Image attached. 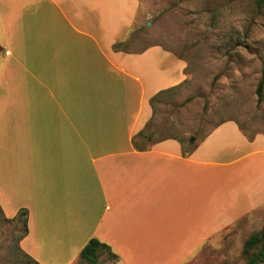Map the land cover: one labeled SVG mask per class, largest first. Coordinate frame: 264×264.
<instances>
[{"label": "crops", "instance_id": "0c3cea01", "mask_svg": "<svg viewBox=\"0 0 264 264\" xmlns=\"http://www.w3.org/2000/svg\"><path fill=\"white\" fill-rule=\"evenodd\" d=\"M138 9L0 0V116L19 115L0 143V206L7 218L27 210L20 245L41 264L77 263L92 237L123 264H181L237 222L264 226V135L249 139L229 120L190 153L173 136L137 137L151 99L187 79L186 62L162 46L113 48ZM216 166L225 178L206 182Z\"/></svg>", "mask_w": 264, "mask_h": 264}, {"label": "rangeland", "instance_id": "374dc122", "mask_svg": "<svg viewBox=\"0 0 264 264\" xmlns=\"http://www.w3.org/2000/svg\"><path fill=\"white\" fill-rule=\"evenodd\" d=\"M151 45L162 46L187 64V79L154 103L147 128L153 139L173 136L188 146L229 120L248 138L264 135V94L259 101L256 91L264 76V9L255 0H139L125 47L139 51ZM18 119L14 114L0 116V143L7 125L12 134L18 133ZM191 136H195L193 143ZM216 167L205 172L206 182L220 183L225 178V168ZM6 218L0 212V264H28L15 248L22 220ZM259 229L257 222H237L205 238L199 250L181 264H242L244 242ZM100 260L101 264H123L109 253Z\"/></svg>", "mask_w": 264, "mask_h": 264}, {"label": "trees", "instance_id": "16d2710c", "mask_svg": "<svg viewBox=\"0 0 264 264\" xmlns=\"http://www.w3.org/2000/svg\"><path fill=\"white\" fill-rule=\"evenodd\" d=\"M256 5L259 8L264 9V0H255ZM125 45H127V41H123L120 43H117L113 45V48L115 50L119 49H125ZM170 90V89H169ZM168 91V90H167ZM257 95H258V100L261 101L263 98L264 94V76L261 79V81L258 84L257 87ZM166 91H163L156 96H154L151 99V104L154 108V103L159 95L164 93ZM150 126V122L147 123V126L144 130L140 131L137 134V137H145L148 140H152L153 138V132L152 131H147V128ZM172 136H165L159 139H164ZM253 137H249V139H252ZM182 142V141H181ZM183 143V142H182ZM133 144L138 147V148H144L145 146L140 145L136 139V137L133 138ZM195 143L193 144H188L187 148L184 149V143H183V150H186L188 153L191 152V150L195 147ZM0 212H3L1 206H0ZM27 210L26 209H21L17 216L14 218H6L9 221H18L22 220V223L24 225L23 231L17 236L15 239V248L19 251L20 254L25 256L27 258L28 264H41L39 261L34 259L31 255H29L27 252H25L21 245L20 242L21 240L27 235L28 233V226H27ZM105 253H109L111 256V259L117 260L118 256L111 250V246L108 245L107 243L103 242L97 237H92L82 248L81 253H80V259L77 263L75 264H101V257ZM243 253L245 255V261L242 264H262L264 263V226L259 230L255 231L252 233L244 242L243 246Z\"/></svg>", "mask_w": 264, "mask_h": 264}, {"label": "water", "instance_id": "95a60500", "mask_svg": "<svg viewBox=\"0 0 264 264\" xmlns=\"http://www.w3.org/2000/svg\"><path fill=\"white\" fill-rule=\"evenodd\" d=\"M194 141H195V136H191L190 139H189V142L193 143Z\"/></svg>", "mask_w": 264, "mask_h": 264}]
</instances>
